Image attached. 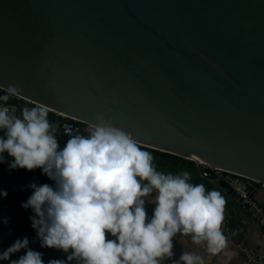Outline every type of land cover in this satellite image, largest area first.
Returning <instances> with one entry per match:
<instances>
[{
    "label": "water",
    "instance_id": "95a60500",
    "mask_svg": "<svg viewBox=\"0 0 264 264\" xmlns=\"http://www.w3.org/2000/svg\"><path fill=\"white\" fill-rule=\"evenodd\" d=\"M2 86L264 188V0H0Z\"/></svg>",
    "mask_w": 264,
    "mask_h": 264
},
{
    "label": "clouds",
    "instance_id": "9594fccd",
    "mask_svg": "<svg viewBox=\"0 0 264 264\" xmlns=\"http://www.w3.org/2000/svg\"><path fill=\"white\" fill-rule=\"evenodd\" d=\"M2 91L0 164L7 162L8 170L40 169L53 181L29 184L31 195L21 208L32 211L40 247L64 258L45 262L23 237L0 251V264H204L191 251L174 259V239L189 237L210 254L225 245L226 202L220 192L191 183L187 171H158L133 133L104 115L95 116L87 135H71L61 147L46 106L25 105L17 115L8 101L20 89L2 86ZM7 196L0 190V197ZM146 204L154 205L151 216Z\"/></svg>",
    "mask_w": 264,
    "mask_h": 264
},
{
    "label": "crops",
    "instance_id": "0c3cea01",
    "mask_svg": "<svg viewBox=\"0 0 264 264\" xmlns=\"http://www.w3.org/2000/svg\"><path fill=\"white\" fill-rule=\"evenodd\" d=\"M19 111L16 113L20 115ZM59 121H55V124ZM2 135V133H0ZM6 160L12 158L7 157ZM163 172L165 174H179L187 171L191 174L190 182L193 184H203L206 191H218L225 199V208L223 216L228 221L232 236L230 240L225 239L226 243L216 254H210L206 251L204 245H195L189 237L177 236L174 239V259H178L183 251H191L199 254L204 259V264H247L245 258L239 251V246L252 248L264 253V228L255 221L245 210L240 199L233 198L224 190L218 189L213 180L204 178L200 168L190 160H172L164 161ZM161 163V162H156ZM33 182L38 184L48 183L53 185V181L42 174L40 169L28 171L26 169L8 170V163L0 164V190H6L8 196L0 197V251L5 250L15 240L27 237L29 247L33 250L43 253V259L47 262L50 258H64V254L52 249L40 247L36 239V232L31 227L29 216L32 211L21 208V203L26 201L31 195V189L27 186ZM254 198L264 205V188L257 190ZM154 205L146 204L147 213L151 216ZM8 223H4V219ZM222 234L223 231L221 230ZM224 235V234H223ZM23 254L22 252L20 255ZM12 259H14L12 257ZM167 264H171L168 261Z\"/></svg>",
    "mask_w": 264,
    "mask_h": 264
},
{
    "label": "built area",
    "instance_id": "2783aa9c",
    "mask_svg": "<svg viewBox=\"0 0 264 264\" xmlns=\"http://www.w3.org/2000/svg\"><path fill=\"white\" fill-rule=\"evenodd\" d=\"M3 94L2 87H0V95ZM32 104L33 106L38 105L32 103L20 96L14 97L8 101V106L11 107L16 113L19 111L21 105ZM49 110V109H48ZM49 112H51L49 110ZM58 117L59 122L54 125L57 128V137L60 143V146L63 147L66 140L75 134L87 135V130L89 123H86L84 126H81L80 123L75 120V118L53 112ZM194 162L202 171L204 178L213 180L214 182L223 178L224 170L215 168V166L206 163L201 160H194ZM240 201L244 206L245 210L248 211L249 215L257 221V223L264 228V205L254 198L248 191L240 190ZM221 230L223 231V236L225 239L230 240L232 232L230 231L228 221L224 218ZM239 251L245 258V263L247 264H264V253L256 251L252 248L245 247L244 245L239 246ZM20 255H14L13 258L17 259Z\"/></svg>",
    "mask_w": 264,
    "mask_h": 264
},
{
    "label": "trees",
    "instance_id": "16d2710c",
    "mask_svg": "<svg viewBox=\"0 0 264 264\" xmlns=\"http://www.w3.org/2000/svg\"><path fill=\"white\" fill-rule=\"evenodd\" d=\"M143 150L145 151H149L154 159H153V164L154 166L157 168L158 171H162L163 172V169H164V164L165 162L164 161H172V160H185L183 158H180L178 156H175V155H172V154H169V153H164V152H161V151H157V150H154V149H151V148H147V147H144V146H140ZM161 162V163H156V162Z\"/></svg>",
    "mask_w": 264,
    "mask_h": 264
}]
</instances>
